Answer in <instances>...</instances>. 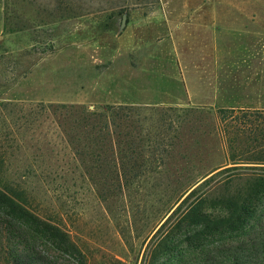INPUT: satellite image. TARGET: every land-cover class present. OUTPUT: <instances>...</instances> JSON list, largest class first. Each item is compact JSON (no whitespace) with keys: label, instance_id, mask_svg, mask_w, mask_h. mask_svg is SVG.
<instances>
[{"label":"rangeland","instance_id":"1","mask_svg":"<svg viewBox=\"0 0 264 264\" xmlns=\"http://www.w3.org/2000/svg\"><path fill=\"white\" fill-rule=\"evenodd\" d=\"M263 5L264 0H6L0 137L14 132L39 147L13 150L10 168L29 171L26 184L35 206L52 216L64 214L92 264H116L113 258L141 264L169 179L150 174L140 188L116 194L110 201L117 211L110 216L76 172L55 125L27 129L21 117L41 104L172 106L213 114L229 102L257 105L264 100ZM182 142L183 150L222 161L215 137H189L185 130ZM6 144L0 146H15ZM50 172V178L42 176ZM259 224L255 232L264 230V219ZM134 233L140 237L130 249L123 235Z\"/></svg>","mask_w":264,"mask_h":264},{"label":"trees","instance_id":"2","mask_svg":"<svg viewBox=\"0 0 264 264\" xmlns=\"http://www.w3.org/2000/svg\"><path fill=\"white\" fill-rule=\"evenodd\" d=\"M21 119L30 124L27 129L55 125L76 172L110 216L117 211L110 201L116 194L140 188L150 174L169 179L141 264H264V230H253L264 219V100L229 102L215 114L172 106L41 104ZM185 130L189 137L217 138L222 161L183 150ZM0 139L15 144L5 146L9 150L0 146V264H92L64 214L52 216L35 206L26 184L29 171L10 168L13 150L38 146L14 132ZM191 226L199 230H182ZM123 237L131 249L140 235Z\"/></svg>","mask_w":264,"mask_h":264},{"label":"crops","instance_id":"3","mask_svg":"<svg viewBox=\"0 0 264 264\" xmlns=\"http://www.w3.org/2000/svg\"><path fill=\"white\" fill-rule=\"evenodd\" d=\"M5 2L6 0H0V37L5 33L6 17H5ZM264 9V5L261 6V10ZM261 16H264L263 14Z\"/></svg>","mask_w":264,"mask_h":264}]
</instances>
